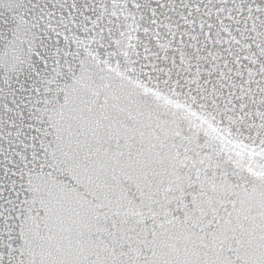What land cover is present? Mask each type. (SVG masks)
Masks as SVG:
<instances>
[{
  "label": "snow or ice",
  "instance_id": "6c2138e0",
  "mask_svg": "<svg viewBox=\"0 0 264 264\" xmlns=\"http://www.w3.org/2000/svg\"><path fill=\"white\" fill-rule=\"evenodd\" d=\"M0 264H264V0H0Z\"/></svg>",
  "mask_w": 264,
  "mask_h": 264
}]
</instances>
